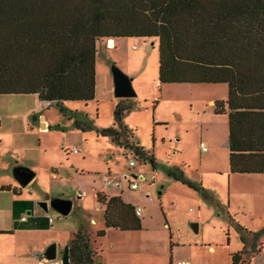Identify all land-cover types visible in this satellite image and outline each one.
<instances>
[{
  "label": "rangeland",
  "instance_id": "rangeland-1",
  "mask_svg": "<svg viewBox=\"0 0 264 264\" xmlns=\"http://www.w3.org/2000/svg\"><path fill=\"white\" fill-rule=\"evenodd\" d=\"M115 41L114 47L107 40L97 45L96 100L87 105L64 103L67 115L60 107L48 104L40 109L34 95H0V136L11 138L16 129H21L22 123H28V112L36 110L44 112L58 127L57 136L61 134L68 145L63 151L71 152L74 145L82 150L68 156L57 151L53 159L46 157L40 161L34 153L24 157L22 166L40 164V176L34 190H30L35 195L34 199L42 198V201L49 202L58 198L69 199L73 201V209L64 216L49 207L48 212H43L53 218V223L40 218V226L33 230L1 236L0 255L7 256L9 264H36L38 259L42 264H62L65 247L74 233L83 227L93 245L95 264H99L100 249L93 241L99 240L95 232L104 224V209L97 206L96 196L98 191L110 189L104 185L107 178L115 185L112 189L126 193L125 200L142 205L144 239L155 246L163 244L164 230L169 227L171 243L175 245L174 264H179L182 258L191 261L189 251L193 253L196 264H231L232 254L243 249L238 225L257 235L255 244L251 246L253 236L248 234L250 244L242 264H264V174L230 172L228 116L215 115L214 104L210 103L215 99L226 101L228 86L162 85L159 82L157 40L133 38ZM114 66L132 78L135 97H116ZM119 103L132 105L123 117L129 129L127 138L130 143H139L157 161L155 180H152L154 174L149 161L144 164L129 149H121L110 139L97 135L98 130L119 129L114 117ZM71 113L75 117L70 118ZM155 119L165 120L164 124L168 126L155 129ZM30 121L37 123L33 116ZM77 122L82 128H77ZM25 139L32 145L34 136L27 135ZM57 140L60 141L53 139L54 142ZM202 142L209 148L208 152H202ZM68 158L70 166L65 162ZM130 158L137 159L134 170L145 178L139 181L137 190L131 189L128 183L138 181L137 178H124L130 168ZM60 160L66 165L57 166L58 176L51 177L46 167L52 162L58 165ZM164 167L179 169L198 185V189L177 182ZM79 187L85 190L84 197L79 194ZM148 194L151 200L146 199ZM47 197L50 199L45 200ZM53 245L57 247V258L46 262L45 254ZM261 245L263 252L254 256L257 250L262 249ZM210 247L215 251L212 252ZM156 258L155 264H165L163 257Z\"/></svg>",
  "mask_w": 264,
  "mask_h": 264
},
{
  "label": "trees",
  "instance_id": "trees-1",
  "mask_svg": "<svg viewBox=\"0 0 264 264\" xmlns=\"http://www.w3.org/2000/svg\"><path fill=\"white\" fill-rule=\"evenodd\" d=\"M127 38L157 40L160 84H226L227 99L217 101L214 112L228 116L230 172L264 174V0H0V95H36L67 115L65 102L96 98L98 42ZM131 109L119 103L114 112L119 129L97 135L156 169L154 157L127 138L123 117ZM165 169L177 182L198 189L179 169ZM97 200L105 206V228L142 229L136 206L101 193ZM32 206L16 201L15 220ZM14 225L40 226L32 216ZM238 229L243 249L232 254L231 264L243 263L248 234L251 246L257 240L243 226ZM105 233L99 230L97 237ZM93 258L82 227L70 242V264H95Z\"/></svg>",
  "mask_w": 264,
  "mask_h": 264
},
{
  "label": "crops",
  "instance_id": "crops-1",
  "mask_svg": "<svg viewBox=\"0 0 264 264\" xmlns=\"http://www.w3.org/2000/svg\"><path fill=\"white\" fill-rule=\"evenodd\" d=\"M97 93H98V90L96 87V97H97ZM34 96L38 99L40 109H41V107L44 106V104L46 103L40 101L38 96L36 95ZM95 100L96 98L88 103H91ZM217 101L218 100L216 99L210 100V103L214 104V107H215V104ZM65 103H70V102H65ZM78 103H84L86 105L88 104L85 102H78ZM128 112H126L125 114H127ZM28 113H29L28 123H25V125L24 123H22L21 129L20 130L16 129V131L12 133L11 138H5L4 136H0V147H2L0 148V237L1 236H13V235H16L18 232H20L21 230H33V229H16L15 228L14 223L15 222L20 223L18 222V220L16 221L14 218V203L16 201L33 202L31 211L29 210L24 211L21 213V215L26 213L27 215L35 218L38 222H39L38 219L40 218L48 219V216H49V215H45L43 212L44 210L38 206V202L42 201L41 200L42 198L40 199L38 198V200L34 199L35 195L32 194L33 192L30 191V190L32 191L34 190L33 187L35 186L40 176L41 170L40 168H38L40 164L29 166L33 170L36 171V177L26 188H21V186L18 184V182L13 176V169L16 166L21 165V163L24 162L23 160L24 157H26V155L29 156L30 154L32 155V153H34L36 155L37 160L40 161L41 159H45L46 157L53 159L57 151H59L58 152L59 154L61 153L65 156H68V154L73 152L74 149H78L79 151L77 152L78 154L82 151L76 145L72 147L71 152L67 153L66 151H63V149H65V147H67L68 145L66 144L65 139L61 137V134L59 137L57 136V134H59V131L56 129L57 126L51 123L48 116L44 112L38 113L36 112V110H30ZM31 116H33L34 119H37V123H31L30 121ZM153 123H154L155 129L168 126V124L161 125V123H166V121L163 119H155ZM27 135L34 136L32 145L29 141H26L25 136ZM56 138L59 139L60 141L57 140L58 142H54L53 139H56ZM104 138H108V137H104ZM177 140L180 141V139H177ZM61 150L63 151V153L61 152ZM208 151H209V148H208ZM145 152L149 156H151L150 153H148L147 151ZM60 161L61 163L58 165L52 162L51 165L46 167V170L49 171L51 177L56 178L58 176L57 166L63 167V165H66L63 160H60ZM65 162L68 163V166L72 165L69 163L70 158H68ZM155 163L156 165H158L156 160H155ZM151 169L153 171L152 173L154 174L152 178L154 177V180H155L156 176L158 175L157 168L154 169L151 165ZM229 170H230V166H229ZM127 173H129V169ZM109 175L111 174L109 173ZM240 175H263V174H240ZM4 187H10L11 190H4ZM106 188H110V189L109 190L103 189V190L98 191V193H101L102 195H105L108 198L121 197V199L127 204L142 207L141 204L134 203L132 200H125V197H124L126 196L125 192L121 190L120 192L119 190L116 191V189H112V187H106ZM13 189H16L17 192H14ZM77 190L82 197L86 195L85 190L80 189V187ZM80 198L81 197H79V199ZM47 199H50V198L47 197L45 200ZM96 199H97V196H96ZM97 206H99V209H104V212H105V206L103 204H100L98 200H97ZM141 219H142V229L138 231H133V230L132 231H122V230L114 229V228H104L105 219H103L104 227L102 226L98 228L95 233L97 234V232L102 229H105L106 233L103 237H98L97 239L99 240L95 239L93 241V243L98 245L100 249L99 264H155L154 261H156L155 260L156 256L163 257L165 264H174V254H175L174 246L175 245H172L171 243L172 235H171V230L169 229V227H166V229L164 230L166 237H165L163 244H157V246H155L153 242L148 241L147 239L143 238L142 234H144L143 231H144L145 218L141 216ZM71 240H69L68 245L70 244ZM210 250L212 252L215 251L213 247H210ZM262 252H263V246L261 249V253ZM188 254L191 257V261L190 260H187V261H190L192 264H196L195 261L193 260L194 258L193 253L189 251ZM6 257L7 256L0 255V264H9V259H7ZM36 258H38L37 253H36ZM44 260L46 262H49L46 259ZM41 261L42 260L38 259L36 261V264H42ZM179 261H184V258L180 259ZM32 264H35V263L33 262ZM56 264H59V263H56Z\"/></svg>",
  "mask_w": 264,
  "mask_h": 264
},
{
  "label": "water",
  "instance_id": "water-1",
  "mask_svg": "<svg viewBox=\"0 0 264 264\" xmlns=\"http://www.w3.org/2000/svg\"><path fill=\"white\" fill-rule=\"evenodd\" d=\"M114 83H115V94L117 98L129 99L135 97L136 91L132 85V78L127 76L122 70L113 67ZM13 176L21 186V188H26L36 177V172L31 168L18 165L13 169ZM38 206L44 211L48 212L49 207H52L61 215L68 216L73 209V201L65 198H58L49 201H40ZM197 227V225H196ZM57 258V247L53 245L45 254V259L48 261H53ZM62 264H70V246L65 247Z\"/></svg>",
  "mask_w": 264,
  "mask_h": 264
},
{
  "label": "built area",
  "instance_id": "built-area-1",
  "mask_svg": "<svg viewBox=\"0 0 264 264\" xmlns=\"http://www.w3.org/2000/svg\"><path fill=\"white\" fill-rule=\"evenodd\" d=\"M46 104L51 105V103H46ZM201 148H202V151H204V152L208 151V147L204 143H201ZM73 152L77 153L79 151H78V149H74ZM128 161H129V166H130L129 173L125 174L124 178H126L128 180L130 179L131 176L137 178L138 181H134V182L129 181L128 182L130 185V188L133 190H136L140 187L141 182H139V181H144L145 178L143 175H139L138 173H135V171H134L135 167L138 164L137 159L130 158V159H128ZM140 174H142V173H140ZM152 180H154V177L152 178ZM104 184L106 187H112V188L115 187V185L112 182L108 181L107 179L104 180ZM146 199L151 200V197L149 194L147 195ZM142 212H143V208L141 206L135 207V213L137 216L141 217ZM29 217L30 216L25 213L18 218V222H20V223L27 222ZM48 219H49V223H53V218L50 215L48 216ZM179 264H192V263L190 261L184 260V261H181Z\"/></svg>",
  "mask_w": 264,
  "mask_h": 264
},
{
  "label": "bare ground",
  "instance_id": "bare-ground-1",
  "mask_svg": "<svg viewBox=\"0 0 264 264\" xmlns=\"http://www.w3.org/2000/svg\"><path fill=\"white\" fill-rule=\"evenodd\" d=\"M109 44L111 45V47H114L116 45V41L114 39H110Z\"/></svg>",
  "mask_w": 264,
  "mask_h": 264
}]
</instances>
